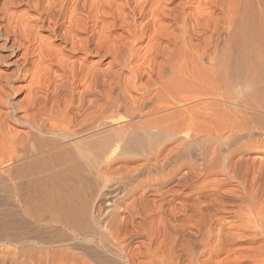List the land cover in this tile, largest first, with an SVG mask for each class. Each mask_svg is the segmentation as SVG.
<instances>
[{
	"label": "bare ground",
	"instance_id": "obj_1",
	"mask_svg": "<svg viewBox=\"0 0 264 264\" xmlns=\"http://www.w3.org/2000/svg\"><path fill=\"white\" fill-rule=\"evenodd\" d=\"M0 180V264H264V0H0Z\"/></svg>",
	"mask_w": 264,
	"mask_h": 264
},
{
	"label": "rangeland",
	"instance_id": "obj_2",
	"mask_svg": "<svg viewBox=\"0 0 264 264\" xmlns=\"http://www.w3.org/2000/svg\"><path fill=\"white\" fill-rule=\"evenodd\" d=\"M251 90H252V87H250V86L247 87V92H248L249 98H252V97H250L253 94ZM14 181L15 180H0V198H6V197L8 198V196L10 197L13 195L14 192H13L12 186L15 183ZM71 181L73 184H75L77 186V187L75 186V188H78V189L81 188V186H84L83 187V189H84V188H86L85 184L87 185V183H90L89 180L88 181L87 180H80V181L78 180V182H77V180L76 181L71 180ZM81 182H82V184H81ZM93 182H94V180H92L90 184H92ZM78 184H80V185H78Z\"/></svg>",
	"mask_w": 264,
	"mask_h": 264
}]
</instances>
